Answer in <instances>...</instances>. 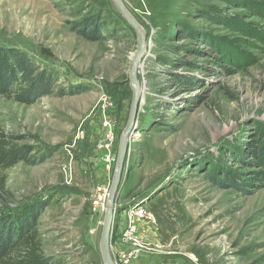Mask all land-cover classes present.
I'll use <instances>...</instances> for the list:
<instances>
[{
    "label": "rangeland",
    "instance_id": "rangeland-1",
    "mask_svg": "<svg viewBox=\"0 0 264 264\" xmlns=\"http://www.w3.org/2000/svg\"><path fill=\"white\" fill-rule=\"evenodd\" d=\"M122 2L146 50L116 215L144 207L153 217L140 223L147 238L139 234L143 249L128 264L146 255L159 264H264V187L248 182L256 169L245 162L248 148L264 143V0ZM85 19L98 25V41L78 35ZM136 45L111 0H0V47L24 52L57 79L31 105L0 97V130L45 158L0 170V218L47 203L37 241L54 264H102L105 209L101 202L94 212L93 203L98 189L108 196ZM103 96L115 106L109 169L95 150ZM222 172L249 183L248 194L214 186ZM116 223L113 261L122 247Z\"/></svg>",
    "mask_w": 264,
    "mask_h": 264
},
{
    "label": "trees",
    "instance_id": "trees-1",
    "mask_svg": "<svg viewBox=\"0 0 264 264\" xmlns=\"http://www.w3.org/2000/svg\"><path fill=\"white\" fill-rule=\"evenodd\" d=\"M78 35L95 42L100 38L98 25L92 20H82ZM57 79L42 69L24 52L15 48L0 47V97L13 99L24 105L50 96ZM61 94V93H60ZM22 137L5 134L0 130V170H7L17 164L38 165L44 161L31 157V149L17 145ZM248 148L245 162L256 171L250 174V181L256 188L264 187V143H255ZM212 184L220 189H232L248 193L249 183L229 172L211 178ZM47 203L37 202L23 209L19 214L0 218V264H54L39 252L36 227Z\"/></svg>",
    "mask_w": 264,
    "mask_h": 264
},
{
    "label": "water",
    "instance_id": "water-1",
    "mask_svg": "<svg viewBox=\"0 0 264 264\" xmlns=\"http://www.w3.org/2000/svg\"><path fill=\"white\" fill-rule=\"evenodd\" d=\"M111 1L115 6L117 12L127 22L129 27L133 31L136 37L137 45L132 55L130 70L128 73V82L131 86V102L128 113V119L119 138L116 161L112 173V180L108 191V196L105 203L104 217L100 233L99 251L102 264H114L109 251V238L111 233V227L113 224L114 212L116 210L118 188L121 182L122 173L125 166V157L127 149L129 146V142L134 139L133 132L135 130V124L138 115V106L141 99L139 96V94L141 93V87L137 81V70L139 68L141 58L146 50L145 36L141 30V27L137 24L132 15L125 8L122 0Z\"/></svg>",
    "mask_w": 264,
    "mask_h": 264
},
{
    "label": "built area",
    "instance_id": "built-area-1",
    "mask_svg": "<svg viewBox=\"0 0 264 264\" xmlns=\"http://www.w3.org/2000/svg\"><path fill=\"white\" fill-rule=\"evenodd\" d=\"M114 111V102L107 96L101 97L99 100V128L102 133L95 145V150L99 153L100 159L107 169L114 162L113 146L117 137L114 130ZM98 190V195L93 203L94 212L101 205V202H103L105 208L107 199V191ZM113 219V222L117 220L116 229H120L119 233L116 234L115 242L122 246L121 248L113 249V252H116L113 262L114 264H128L143 249V244L139 238L138 224L141 222L151 223L153 217L147 213L144 207H137L127 209L118 214V216L115 210Z\"/></svg>",
    "mask_w": 264,
    "mask_h": 264
},
{
    "label": "crops",
    "instance_id": "crops-1",
    "mask_svg": "<svg viewBox=\"0 0 264 264\" xmlns=\"http://www.w3.org/2000/svg\"><path fill=\"white\" fill-rule=\"evenodd\" d=\"M139 225L141 226V225H143V224H138V230H139V234H140V238L143 240V239H145V237L147 238V229H146V226L144 227V225L143 226H141V227H139ZM116 234L117 233H119V231H120V229L118 228V229H116ZM151 260H153V261H151ZM150 261V262H149ZM159 263H161L160 262V258H158V257H150V256H142L138 261H136V262H133L132 264H159Z\"/></svg>",
    "mask_w": 264,
    "mask_h": 264
},
{
    "label": "bare ground",
    "instance_id": "bare-ground-1",
    "mask_svg": "<svg viewBox=\"0 0 264 264\" xmlns=\"http://www.w3.org/2000/svg\"><path fill=\"white\" fill-rule=\"evenodd\" d=\"M141 30H142V28H141ZM142 32H143V30H142ZM144 34V33H143ZM139 96H141V93L139 94Z\"/></svg>",
    "mask_w": 264,
    "mask_h": 264
}]
</instances>
